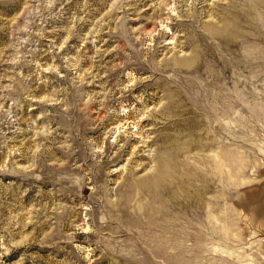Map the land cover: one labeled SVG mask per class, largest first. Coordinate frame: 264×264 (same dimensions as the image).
Here are the masks:
<instances>
[{"label":"rangeland","instance_id":"rangeland-1","mask_svg":"<svg viewBox=\"0 0 264 264\" xmlns=\"http://www.w3.org/2000/svg\"><path fill=\"white\" fill-rule=\"evenodd\" d=\"M255 194L264 0H0V264H264Z\"/></svg>","mask_w":264,"mask_h":264},{"label":"bare ground","instance_id":"bare-ground-1","mask_svg":"<svg viewBox=\"0 0 264 264\" xmlns=\"http://www.w3.org/2000/svg\"><path fill=\"white\" fill-rule=\"evenodd\" d=\"M158 176L160 177V175H158ZM161 176H163V175H161ZM161 178H162V177H161ZM161 178H160V179H161ZM162 179H163V178H162ZM156 180H157V179H156ZM164 185H165V184H164ZM164 185H163V186H164ZM163 186H162V187H163ZM163 188H165V187H163ZM254 197H258V198H259L258 200H264L263 196H261V195H258V196H257V195L255 194ZM256 200H257V199H256ZM262 208H263V207H262ZM262 210H263V209H262ZM262 210H261V208H260L259 211H262Z\"/></svg>","mask_w":264,"mask_h":264}]
</instances>
